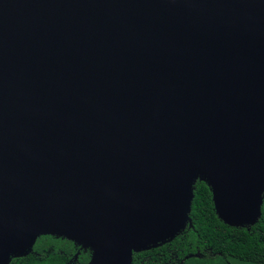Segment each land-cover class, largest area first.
Here are the masks:
<instances>
[{
	"label": "water",
	"instance_id": "1",
	"mask_svg": "<svg viewBox=\"0 0 264 264\" xmlns=\"http://www.w3.org/2000/svg\"><path fill=\"white\" fill-rule=\"evenodd\" d=\"M195 179L231 226L263 203L264 0H0V264L46 235L131 264Z\"/></svg>",
	"mask_w": 264,
	"mask_h": 264
},
{
	"label": "trees",
	"instance_id": "2",
	"mask_svg": "<svg viewBox=\"0 0 264 264\" xmlns=\"http://www.w3.org/2000/svg\"><path fill=\"white\" fill-rule=\"evenodd\" d=\"M192 193L191 212L182 233L161 247L133 253L131 264H233V260L238 264H264V194L252 221L231 226L216 215L205 183L195 179ZM72 244L65 238L38 236L32 251L40 253L41 258L29 255L10 264H76L71 262L72 256L64 257L57 250L68 251ZM80 247L86 253L77 262L88 264L92 252Z\"/></svg>",
	"mask_w": 264,
	"mask_h": 264
},
{
	"label": "flooded vegetation",
	"instance_id": "3",
	"mask_svg": "<svg viewBox=\"0 0 264 264\" xmlns=\"http://www.w3.org/2000/svg\"><path fill=\"white\" fill-rule=\"evenodd\" d=\"M70 249L73 253L70 252ZM58 252L60 254H62L64 257H71L72 256V261L71 262H74L76 264H79V262H77V258H79L80 260L83 259V256L84 254L86 253V250L85 249H82L80 246H77L75 244H72L70 245V248L68 251H63L62 249H57ZM45 252V250H44ZM29 255H32V256H35L36 258L40 259L41 258V254L38 253V252H35L34 250L31 251L27 256H24V257H21V258H14V259H11L10 263L13 261V260H21V261H24L25 258H27ZM9 263V264H10Z\"/></svg>",
	"mask_w": 264,
	"mask_h": 264
},
{
	"label": "bare ground",
	"instance_id": "4",
	"mask_svg": "<svg viewBox=\"0 0 264 264\" xmlns=\"http://www.w3.org/2000/svg\"><path fill=\"white\" fill-rule=\"evenodd\" d=\"M76 239L79 241H82V240H80V238H76ZM136 250H138V249H136ZM18 254L21 255V252H19Z\"/></svg>",
	"mask_w": 264,
	"mask_h": 264
},
{
	"label": "rangeland",
	"instance_id": "5",
	"mask_svg": "<svg viewBox=\"0 0 264 264\" xmlns=\"http://www.w3.org/2000/svg\"><path fill=\"white\" fill-rule=\"evenodd\" d=\"M206 256H208V254H206ZM209 262V261H208ZM216 262V261H215ZM218 262V261H217ZM237 262H235L234 260H233V264H236ZM238 264V263H237Z\"/></svg>",
	"mask_w": 264,
	"mask_h": 264
}]
</instances>
